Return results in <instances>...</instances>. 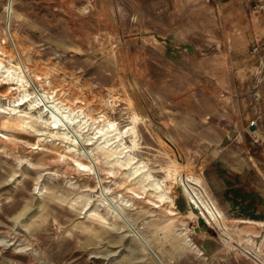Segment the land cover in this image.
Segmentation results:
<instances>
[{
    "label": "rangeland",
    "instance_id": "1",
    "mask_svg": "<svg viewBox=\"0 0 264 264\" xmlns=\"http://www.w3.org/2000/svg\"><path fill=\"white\" fill-rule=\"evenodd\" d=\"M11 1L8 34L0 0L3 64L15 69L16 50L33 100L43 111L54 101L71 124L56 134L46 112L0 96V264H264V223L251 221L264 222V66L244 94L236 68L199 81L173 36L123 26L142 12L135 0ZM246 1L225 25L261 64L264 0ZM24 113L26 131L4 123ZM107 140L113 169L98 174L121 218L75 161Z\"/></svg>",
    "mask_w": 264,
    "mask_h": 264
},
{
    "label": "crops",
    "instance_id": "2",
    "mask_svg": "<svg viewBox=\"0 0 264 264\" xmlns=\"http://www.w3.org/2000/svg\"><path fill=\"white\" fill-rule=\"evenodd\" d=\"M134 3L136 9L142 12L121 17L123 26L136 28V32L141 34L151 32L173 36L170 50L182 51L184 56L187 52V70L199 81L214 79L215 82H225L227 78L223 76V68L231 67L236 68L231 71V82L238 84L234 86L235 90L242 92L243 89L258 86V80L251 74L255 75L256 69L264 66V61L260 64L253 58L255 55L252 57L249 54L246 43L234 46L231 42L233 33L225 25L226 21L239 19L247 12V1L135 0ZM244 32L245 29L243 34L246 35ZM247 90H243V93Z\"/></svg>",
    "mask_w": 264,
    "mask_h": 264
},
{
    "label": "bare ground",
    "instance_id": "3",
    "mask_svg": "<svg viewBox=\"0 0 264 264\" xmlns=\"http://www.w3.org/2000/svg\"><path fill=\"white\" fill-rule=\"evenodd\" d=\"M11 4H12V1L7 0L6 14H5V30H6V33H8L7 26H9V21H10V16H11V10H12ZM7 23H8V25H7ZM7 36H8V40L12 43L13 40H12L11 36L10 35H7ZM14 52L16 53L15 54L16 61H15V64H13L11 66L14 67L15 69H11V67H6V65L3 64V58L2 57L4 56V53L0 50V90L5 89L4 93H2V94L0 93V96L4 97L6 99L8 98L9 101L16 104V106H21V105H24L27 103L28 106L31 107V109L33 107V109L38 110L39 113H41V114L46 112V116H48V117L44 121V123H45L44 125H47V129H50L53 131L57 130L56 134L59 132L58 130H65V128L62 129V127L65 126L68 128L71 123L65 114L67 111H63L61 109V107L57 105V103H53L54 101L53 102H45L44 106L47 107L49 111H47V110L43 111V109H42L43 107L41 108V105L39 103H37L36 100H33L34 97L31 96L32 93L27 90V88H29L32 85L31 80L29 79V76H27V74L25 72V68H24L22 62L20 61V58L17 54V51L14 50ZM1 79L4 81H2ZM20 89L23 91V94L18 97V95L14 91L20 90ZM46 103H51V104L46 105ZM27 118H29V117H27L26 114L24 113L23 115H18V117L12 118V120H4V123L5 124L7 123V125H9L12 128L26 131L27 129H29L27 127L29 125ZM107 124L110 128L112 127L111 128L112 130H114V128H113L114 123L108 122ZM251 124H254V122H251L250 125ZM52 134H54V133H52ZM60 136L63 139L67 138L65 133H60ZM108 141L109 140L105 141V144L102 147H97L96 149H98L99 151H97V152L95 151L96 153H93L94 149L90 151V154L92 157L87 155L88 164H83L82 162H78L77 160H75V161H76L77 165L81 167L82 171H86L89 174L97 175L96 176V183H95L96 184V186H95L96 191L99 190L100 193L102 194V196L104 195L103 199L106 200L105 204H107L108 208L113 207L117 211V213L115 215H117L118 217L121 218L122 217V212H121L122 206H121V204H118V205L116 204L117 205L116 208H115V206H113L112 202H113L114 198L108 197V195L110 194L109 193V187L103 186L102 178L99 176L100 174H98V171H100L99 166L101 163H107L109 165V167H112V169H113V165L110 163V161L113 160L112 156L114 153H116L117 150L113 151L112 149H109L110 144L108 143ZM66 149H67L66 152L73 153L77 157V159L79 158V156H81L79 153H76V151L74 149H71L69 146H66ZM98 153L100 154V156L102 157V159L104 161L102 160V162H101V160L99 158L100 156L96 155ZM56 161L57 160H55V159H51V161H49V162L55 163ZM64 170H65V168H64ZM116 172H117V170H109L108 174L113 175ZM184 191L187 194V196L190 200V203H194V201H196V200H194V197H193L194 194L191 191V189L189 187H186L184 189ZM157 199H158V201H162L164 199L167 200V197H164L163 195H158ZM169 202H171V204L174 205V201L172 199H170ZM196 203H197L196 205L200 204L199 207H201V209L203 210L202 215L206 219V221L209 223L212 222L213 221V215L210 213V211L205 206L202 207L201 202L197 201ZM143 243L144 242H142V244ZM143 245L146 249L150 248L149 245H147L145 243ZM154 260L158 264H162L160 262V260L158 259V257H157V259L154 258Z\"/></svg>",
    "mask_w": 264,
    "mask_h": 264
},
{
    "label": "water",
    "instance_id": "4",
    "mask_svg": "<svg viewBox=\"0 0 264 264\" xmlns=\"http://www.w3.org/2000/svg\"><path fill=\"white\" fill-rule=\"evenodd\" d=\"M254 128H255V127H254L253 125L250 126V130H254ZM155 258L157 259L156 256H155Z\"/></svg>",
    "mask_w": 264,
    "mask_h": 264
}]
</instances>
